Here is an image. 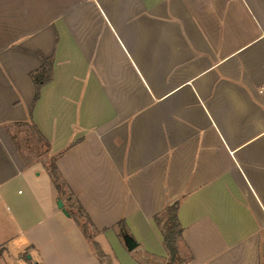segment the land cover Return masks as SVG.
<instances>
[{"label": "crops", "instance_id": "crops-1", "mask_svg": "<svg viewBox=\"0 0 264 264\" xmlns=\"http://www.w3.org/2000/svg\"><path fill=\"white\" fill-rule=\"evenodd\" d=\"M174 203L181 264H264V0H0V264H168Z\"/></svg>", "mask_w": 264, "mask_h": 264}, {"label": "trees", "instance_id": "trees-1", "mask_svg": "<svg viewBox=\"0 0 264 264\" xmlns=\"http://www.w3.org/2000/svg\"><path fill=\"white\" fill-rule=\"evenodd\" d=\"M50 68H51L50 62L46 60L44 61L43 66L38 71L31 74V78L35 86V97H34L35 101L37 100L39 96V90L41 86H43L44 84L50 81V77H51ZM38 138L42 141L40 137ZM48 172L55 186L58 189H60L61 188L60 178L58 176V173L56 171V168L53 162L48 167ZM177 208H178L177 203H174L170 207L166 208L164 213L167 214L168 218L165 224L162 225L161 220L159 218L155 219L162 233L164 248L166 249L169 255L168 264H181V260L179 258L177 247H176V243L181 236V228L179 226L177 216H176ZM81 227L84 233H87L85 225L82 224ZM119 228H120L122 236L127 235L123 223H120ZM88 238L90 239L89 236ZM92 245L94 246V250H96L95 244L92 243Z\"/></svg>", "mask_w": 264, "mask_h": 264}, {"label": "rangeland", "instance_id": "rangeland-1", "mask_svg": "<svg viewBox=\"0 0 264 264\" xmlns=\"http://www.w3.org/2000/svg\"><path fill=\"white\" fill-rule=\"evenodd\" d=\"M15 139L17 141L18 146L20 149H22L27 155L31 154L34 157H42L46 151V147L44 143L38 138L36 133L32 129H22L20 130V133L16 134ZM46 164H48V167L52 164V161L46 160ZM78 216H81L80 214ZM168 216L166 213H164L159 219L161 220L162 225L165 224ZM79 222L85 225L86 227V234L90 238L92 237V231L86 224L85 220L83 218H79ZM1 254V251H0Z\"/></svg>", "mask_w": 264, "mask_h": 264}, {"label": "water", "instance_id": "water-1", "mask_svg": "<svg viewBox=\"0 0 264 264\" xmlns=\"http://www.w3.org/2000/svg\"><path fill=\"white\" fill-rule=\"evenodd\" d=\"M57 207L59 209H61V211L68 216V214L66 213V211L64 210L63 208V204L60 200H57V203H56ZM122 239H123V242H124V245L126 247V249L128 251H132L135 247H136V243L134 242V240L129 236V235H123L122 236Z\"/></svg>", "mask_w": 264, "mask_h": 264}]
</instances>
